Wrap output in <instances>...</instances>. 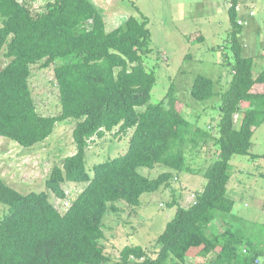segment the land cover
Listing matches in <instances>:
<instances>
[{"label": "trees", "instance_id": "16d2710c", "mask_svg": "<svg viewBox=\"0 0 264 264\" xmlns=\"http://www.w3.org/2000/svg\"><path fill=\"white\" fill-rule=\"evenodd\" d=\"M240 1L230 0L235 63L229 90L222 96L219 157L196 171L207 183L195 204L178 206L155 242L156 257L141 246H127L116 264L186 263L211 255L212 264H254L264 253L251 241L244 250V239L233 233L229 220L236 218L231 215L235 202L227 196L230 162L236 155L254 156V132L264 125V91L255 92L264 85V71L255 73L254 58L243 56L236 11ZM142 17L131 16L108 32L92 0H54L38 13L19 0H0V53L5 51L9 59L0 71V137L30 149L48 140L59 122H76V153L53 167L47 192L23 195L0 178V204L11 210L0 219V264H109L106 217L123 212V204L140 207L144 194L170 187L176 174L193 172L186 153L211 136L165 101L150 103L157 78L143 62L151 48ZM37 64L54 66L58 116L37 110L30 85ZM191 93L197 101L212 100L215 82L198 75ZM117 128L124 134L133 130L127 152L96 164L91 176L86 168L89 141ZM157 166L166 168L157 178L141 173ZM71 184L79 185L80 193L61 213L57 200L66 197L64 187ZM217 219L226 221L224 232L212 230Z\"/></svg>", "mask_w": 264, "mask_h": 264}, {"label": "rangeland", "instance_id": "374dc122", "mask_svg": "<svg viewBox=\"0 0 264 264\" xmlns=\"http://www.w3.org/2000/svg\"><path fill=\"white\" fill-rule=\"evenodd\" d=\"M52 1L21 0V4L38 13L43 12ZM92 1L104 16L108 32L118 28L131 16L140 20L142 16L146 18L151 51L143 62L157 78L150 103L155 105L165 101L211 136L206 144H201L194 152L187 151L186 159L193 172L176 174L170 187L162 188L157 193L144 194L142 206L132 208L123 204V212L106 217V253L112 259L109 264H116L127 246H141L147 249L150 256L156 257L158 250L155 242L174 218L178 206L187 208L193 205L197 192L203 191L205 177L196 171H204L219 157L216 139L223 116L222 96L229 90L234 74L231 37L234 30L229 15L230 0ZM239 5L248 6L246 12L243 8L244 12L239 15L247 22L240 34L243 56L254 58V72L260 74L264 71V24L254 26L252 19L256 18L258 9L264 14V3L254 10V16L249 13L254 8L251 1L241 0ZM4 54L5 51L0 53V71L9 62ZM198 75L207 76L215 82L217 94L212 100L200 102L192 96V87ZM30 85L38 112L44 116H58L61 104L54 66L42 68L41 64L34 65ZM262 91L264 85L255 88V92ZM241 118V114L235 116L236 126ZM75 126L74 120L59 122L48 140L30 149L0 137V178L23 195L47 192L46 181L53 167L61 165L67 157L76 153L73 138ZM257 129L252 139V152L259 157L253 159L236 155L232 158L227 196L235 202L231 215L236 218L229 220L233 233L238 232L244 239L242 248L249 250L246 245L251 241L256 249L264 252V125ZM132 134L133 130L124 134L119 133L117 128L104 137H93L86 155L89 174L93 175L96 164L124 155ZM165 171L164 166H157L155 169H142L141 173L154 179ZM81 186H85V183ZM68 188L76 193L81 189L79 185L72 184ZM169 203L176 204L170 207ZM10 211L8 206L0 204V219ZM225 229L226 221L223 219H217L212 226L215 233L224 232ZM213 256L207 259L190 258L186 263L170 259L167 264H212ZM257 261L264 264V253L255 259L254 264Z\"/></svg>", "mask_w": 264, "mask_h": 264}, {"label": "built area", "instance_id": "2783aa9c", "mask_svg": "<svg viewBox=\"0 0 264 264\" xmlns=\"http://www.w3.org/2000/svg\"><path fill=\"white\" fill-rule=\"evenodd\" d=\"M19 2L21 3V0H19ZM230 6H231V4H230ZM236 11L238 13V20H237L238 25H240V26L247 25V22L239 17V15L243 12V9L240 5L236 7ZM249 13L251 16L255 15L254 11H251ZM64 192H65L66 197L62 198V199H58L57 203H56V207L58 208V210L61 213L67 211L71 207L73 199H75L78 196V194L80 193V190L76 193L73 189L68 188V187H64ZM196 200H197V196L195 195V201H194L195 203H196ZM256 264H259L258 261L256 262Z\"/></svg>", "mask_w": 264, "mask_h": 264}, {"label": "crops", "instance_id": "0c3cea01", "mask_svg": "<svg viewBox=\"0 0 264 264\" xmlns=\"http://www.w3.org/2000/svg\"><path fill=\"white\" fill-rule=\"evenodd\" d=\"M247 1H251V3H252V6L254 7V8H251V10H249V11H254L255 9H258V7H262V4L264 3V0H247ZM242 2H243V0H242ZM241 6V5H240ZM245 9V12H246V10L248 9V6H242V9ZM244 9H243V12H244ZM261 10V9H260ZM260 10L258 9L257 11H258V13L256 12V18L255 19H252V24L255 26V25H257V26H259L258 24H264V14L263 13H261L260 12ZM263 10H264V8H263ZM248 11V12H249ZM256 11V10H255ZM254 20V21H253ZM263 27H264V25H263ZM258 129H255V132L257 131ZM254 132V133H255ZM253 155L254 156H249L250 158H253V159H256V158H258L259 156L257 155V153H254L253 152ZM240 173H242V171L240 172ZM175 177H177V176H175ZM206 183H207V180L205 179V183L203 184V188L205 187V185H206ZM229 190H230V188H229V185H228V194H229ZM142 206V205H141ZM222 228V227H221ZM222 231L224 230V228L223 229H221ZM221 231V232H222Z\"/></svg>", "mask_w": 264, "mask_h": 264}, {"label": "clouds", "instance_id": "9594fccd", "mask_svg": "<svg viewBox=\"0 0 264 264\" xmlns=\"http://www.w3.org/2000/svg\"><path fill=\"white\" fill-rule=\"evenodd\" d=\"M230 6V5H229Z\"/></svg>", "mask_w": 264, "mask_h": 264}]
</instances>
